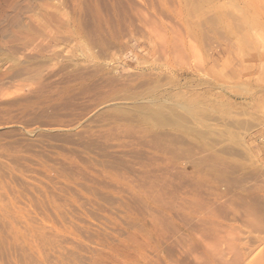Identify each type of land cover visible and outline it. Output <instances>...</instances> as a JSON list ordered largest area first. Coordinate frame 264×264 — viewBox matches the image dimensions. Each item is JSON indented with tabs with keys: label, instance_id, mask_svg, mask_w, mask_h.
Returning a JSON list of instances; mask_svg holds the SVG:
<instances>
[{
	"label": "rangeland",
	"instance_id": "obj_1",
	"mask_svg": "<svg viewBox=\"0 0 264 264\" xmlns=\"http://www.w3.org/2000/svg\"><path fill=\"white\" fill-rule=\"evenodd\" d=\"M0 10V264H264V0Z\"/></svg>",
	"mask_w": 264,
	"mask_h": 264
},
{
	"label": "crops",
	"instance_id": "obj_2",
	"mask_svg": "<svg viewBox=\"0 0 264 264\" xmlns=\"http://www.w3.org/2000/svg\"><path fill=\"white\" fill-rule=\"evenodd\" d=\"M163 120H165L167 122H171L173 125H178L179 121H182V123H186V122H184V119H163ZM186 125L187 124H185V126ZM192 129H194V128H191L190 130L188 129V132H190V133L194 132L195 133L196 131H194ZM198 133H200V137H201V131H199ZM181 140H182V145L185 147L184 153L185 152L188 153V152H190V151L195 149L196 144L194 142L185 141L186 139H185L184 136L181 137Z\"/></svg>",
	"mask_w": 264,
	"mask_h": 264
},
{
	"label": "bare ground",
	"instance_id": "obj_3",
	"mask_svg": "<svg viewBox=\"0 0 264 264\" xmlns=\"http://www.w3.org/2000/svg\"><path fill=\"white\" fill-rule=\"evenodd\" d=\"M44 3V2H43ZM1 13H3L1 10H0V14ZM4 15V14H3ZM41 16V15H40ZM19 22V21H18ZM11 23V22H10ZM25 24V23H24ZM20 28V27H19ZM21 34V33H20ZM16 36H17V34H16ZM174 106V105H173ZM192 109V108H191ZM155 111V110H154ZM123 112V111H122ZM169 112V111H168ZM180 112V111H179ZM178 112V113H179ZM174 114V113H173ZM181 114V113H180ZM168 116H172V114L170 113V115H168ZM176 116V115H175ZM207 116V115H206ZM211 116V115H210ZM179 117V116H178ZM132 118V117H131ZM154 118H156V117H154ZM169 118V117H168ZM175 118V117H174ZM164 119V118H163ZM250 124V123H249ZM231 126V125H230ZM243 127V126H242Z\"/></svg>",
	"mask_w": 264,
	"mask_h": 264
}]
</instances>
